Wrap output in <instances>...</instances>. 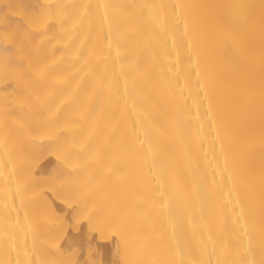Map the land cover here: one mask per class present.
Returning <instances> with one entry per match:
<instances>
[{
    "label": "bare ground",
    "instance_id": "1",
    "mask_svg": "<svg viewBox=\"0 0 264 264\" xmlns=\"http://www.w3.org/2000/svg\"><path fill=\"white\" fill-rule=\"evenodd\" d=\"M0 264H264V0H0Z\"/></svg>",
    "mask_w": 264,
    "mask_h": 264
}]
</instances>
